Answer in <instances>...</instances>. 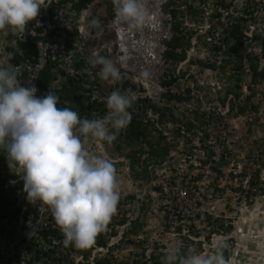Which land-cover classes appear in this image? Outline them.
Instances as JSON below:
<instances>
[{"label": "clouds", "instance_id": "clouds-1", "mask_svg": "<svg viewBox=\"0 0 264 264\" xmlns=\"http://www.w3.org/2000/svg\"><path fill=\"white\" fill-rule=\"evenodd\" d=\"M73 1L77 0H0V42L2 44L0 47V151L5 156V163L0 161V169L8 172L15 170L17 175H20L26 199L29 204L36 207L34 209L36 212L37 203L51 212L56 225L63 234V236L62 234L59 236L62 237V240L64 239L65 247L74 246L86 250L87 260L83 254L71 253L75 262L77 260L84 264H97V260L105 258L108 260L107 264H110L114 250L123 251L135 248L138 253L143 252L145 257L143 261L148 264H152L151 254L159 256L158 258L163 260V264H229V260L225 256L229 244L225 238L214 240L210 252L191 250L186 253L187 246L170 243L168 249H165L166 245L160 244L158 248H162V250L158 252L152 250L148 253L146 249L149 245H144L150 231V229H144L148 215L160 216V220L168 222V218H163L161 208L163 206L167 210L169 204L166 201L172 195L178 196V190L172 188L175 185V180L178 178L182 180L183 174L192 177L202 173V177L207 178L204 171L210 169L215 172L211 168L212 166L205 163L202 171L197 175L186 171L169 170L172 171L167 174L169 178L158 183L161 190L155 189L157 184H153L143 196L135 194V191L139 190L138 183L135 181L126 184L125 190L123 188L120 192V182L113 161L103 155L91 152L85 146V141H99L112 145L119 133L125 130L131 122V113L128 111L132 107L131 97L122 94L119 90L112 91L106 98V115L101 118H81L78 112L69 107H58L60 97L52 90L37 97L36 86L31 83L29 86H23L22 79L19 78L20 70L16 67H9L10 63H13L10 61L13 51L8 47L14 46L16 40L8 38V34L13 37L20 36L25 33L26 29L30 33L33 21L39 25L36 18L40 9L50 6L49 8H56V24L63 31L60 34L59 32H50L55 36L60 51H63L60 58L52 61L59 63L58 69L55 68V71L62 69L65 74L73 75L72 59L85 60L88 58V63L92 68L99 67V71L95 75L99 79L113 83L112 88L119 87L123 91H139L142 89L143 83L136 82L130 77L140 62L135 49L129 46L134 34H130L123 24H126L130 29L137 30L146 26L151 33L155 32V39L150 40L153 41L150 52L154 53L150 59H153V62L156 59V63L164 64L162 53L165 47L161 40L168 36L164 20L169 18L168 9H170V7L164 9V4L166 2L174 4L176 0H164L159 4V9L150 10L149 13L143 0H113L115 16L111 20V29L115 32L116 39L112 44L111 51L113 52L115 49L114 45L118 47V51H116L118 59L124 60L123 63L127 66V70L121 71L109 59L108 52H111L109 48L103 50L102 54L99 51L87 54L86 49L81 47L85 44L86 26L84 24L86 21L91 18L89 23L94 27V31L101 27L100 21L92 19V16L96 15V7H99L102 1L95 0L87 7L78 10L72 7ZM217 13L218 5L215 18L220 24L226 25L225 27H228L237 18L230 15L226 21H222L221 18H218ZM109 19L111 16L107 18V20ZM116 21L123 24L118 25ZM30 22L31 25L27 27ZM74 33L77 36L74 37L75 39L71 36L74 42L69 46L67 39H70L69 35ZM68 54L70 55L67 58L69 70H65L62 68V64H66L64 57ZM129 61H132V67H130ZM141 75L146 78L148 72L144 71ZM65 78L66 75L58 77L55 82H64ZM123 78L128 82L127 88H123L121 85ZM28 79L32 81L36 77ZM143 91L141 90V92ZM171 91L173 90L171 89ZM173 92L178 93L177 91ZM145 97L144 95L143 98ZM135 100L132 108L134 110L142 108L140 105L138 108L135 107L137 104ZM134 113L136 114L135 111ZM154 116L156 117L154 119H157V115ZM142 117L151 119L147 116ZM157 127L156 129L161 130L164 135L163 127ZM203 128L207 129V132L209 127L203 125ZM175 130L182 132V129L178 130L177 127ZM170 153L171 150L169 151L171 157ZM154 166L157 165H152V167ZM217 176L215 173L214 178ZM138 178L146 179L141 176ZM201 178L196 181L203 182ZM214 178H211V181ZM118 202H121L120 207L124 208L126 220L121 224L111 225V230L114 227L115 233L106 235V245H96L97 236L107 230L112 217L116 212L119 213L117 211ZM142 202L147 205L144 216L139 215V206L142 205ZM138 215L140 219L142 218L141 227L135 225ZM168 225L169 223H166V227L162 228L163 234L170 231ZM156 230L154 229V232ZM176 231L179 232L180 229ZM24 233L25 228H18L14 233H10L7 240L0 234V258L3 257V254L11 253V248L17 245L18 240L26 238ZM54 234L57 237L56 231ZM150 242L148 241V243ZM59 248L63 255L64 249ZM164 252L165 256L162 255Z\"/></svg>", "mask_w": 264, "mask_h": 264}, {"label": "rangeland", "instance_id": "rangeland-1", "mask_svg": "<svg viewBox=\"0 0 264 264\" xmlns=\"http://www.w3.org/2000/svg\"><path fill=\"white\" fill-rule=\"evenodd\" d=\"M101 1L99 7H96L95 15V19L100 21L101 27L94 31V27L89 23L91 18L84 24L86 26L85 44L81 47L86 49L87 54L96 51L102 54V51L108 48L111 51L112 44L116 39L115 32L111 29V20L115 16L113 0ZM163 1L143 0L148 13L150 10L159 9V4ZM190 1L199 10H202V15L197 20H188L182 16V26L190 31V48L187 50L186 60L173 66V69H166L164 64L156 63V59L153 62V59H150L151 55H154L153 52H150L153 41L150 40L155 39V32L151 33L146 26L139 30L130 29L126 24L116 21L118 25L123 24L130 34H134L129 46L135 49L140 62L130 77L136 82H142L141 90L144 91H123L119 87L112 88L113 83L97 78L100 85L98 89L94 90L92 97L106 100L112 91L119 90L122 94L131 97L132 107L133 101L137 97L143 98L144 95L145 98L156 102L161 92L164 91L159 80L172 76L177 79L171 88L173 91L184 94L187 87L191 88V100L189 103L180 104L175 113L183 123L191 120L194 127L188 129L183 126L182 132H178L175 130L177 125L171 123H166L163 126L157 125V128L161 126L165 130V138L161 144L170 147L171 157L161 165L151 166L150 175L144 180L135 175V172L130 168L129 160L123 155L126 151L136 148L135 144L125 145L120 142L122 153L119 154L113 152L114 143L107 145L99 141L86 140L85 146L91 152L103 155L113 161L120 182V192L123 188L125 190L126 184H131L132 181L137 182L138 184H136L139 186V190L135 191L137 196H143L153 184L161 183L165 178H169L168 172L186 171L197 175L202 171L205 163L220 169L221 174L215 178L219 191L216 192L214 199L208 200V209L223 220L221 222L223 227H219V233H212L207 237L209 227L205 223L197 222L187 233L185 231L177 232L175 236L173 232L176 229L170 228L169 232L163 234L162 228L157 225L161 222L160 218L154 214L148 215L147 224L144 227V229H150L148 240L144 242V245H149L146 252L149 253L152 250L158 252L160 244L166 245L165 249H168L170 243L187 246L186 253L191 250L210 252L214 240L225 238L229 244V248L226 250L229 264H243V262L244 264H264V191L262 190L253 198L251 196L247 198L245 195L248 188L247 180L255 170L264 179L262 163L264 161V81L252 83L248 62L244 60L240 64V68H237L235 56H233L234 59L228 57L225 45L221 46L220 51L215 50V44H221L220 32L226 26L220 24L215 18L219 0ZM224 1L234 5L243 2L246 7L250 8L255 20L246 22L245 35L251 36L254 33L264 35V0ZM179 3L183 4V0H176L172 6L178 7ZM110 16L111 19L107 20ZM243 42L245 48L242 54L251 51L254 54H260L258 42L249 40V38ZM114 47L113 52H108L109 59L120 71L127 70L126 64L123 63L124 60H119L116 54L118 47L116 45ZM189 59L190 61H188ZM200 62L212 63L214 67L208 68L201 65ZM129 63L132 67V61ZM263 66L264 58H261L259 68ZM144 71L148 72L146 78L141 75ZM237 76L241 78L240 81L236 80ZM89 78H93V74ZM229 88L237 90L240 94L239 98L234 101L233 110L229 109L230 94L225 100V105L223 106L221 103ZM137 105H139L138 102ZM196 108L197 114L194 113ZM204 110L207 112L214 110L221 117L217 118L218 123L208 132L211 134L209 136H206L201 129L203 128L201 112ZM135 112L151 119L156 118L154 115L142 112L141 107ZM224 148L228 151L223 152L224 159H222L220 151ZM244 170L246 172L244 177L232 176L233 173L239 174ZM201 180H203L202 184L208 183L211 181V177H202ZM240 186L244 188V191L238 189ZM154 229L157 230L154 232ZM192 230L197 231L198 235H189L188 233ZM192 240L195 243L189 245V241ZM148 241L151 242L148 243Z\"/></svg>", "mask_w": 264, "mask_h": 264}, {"label": "trees", "instance_id": "trees-1", "mask_svg": "<svg viewBox=\"0 0 264 264\" xmlns=\"http://www.w3.org/2000/svg\"><path fill=\"white\" fill-rule=\"evenodd\" d=\"M93 1L95 0L73 1L72 7L77 10L82 9L87 7ZM171 3L172 2H166L164 4V9L165 7H170V9H168L169 18H166L164 20L168 36L164 38V40H161L165 47L162 56L164 57V66L166 67V69H173V66H177V64L186 60L187 50L190 48V31H187L184 26H182V16L188 20H197L198 17L202 15V10H199V8L196 7L190 0H184L183 4H180L178 7H173ZM217 3L218 7L224 9L230 6V3L224 0H219ZM48 14L49 18L56 23V8L51 7L48 11ZM217 16L218 18H221L220 12L217 13ZM94 18L95 16H92V19ZM30 25L31 22L27 27H29ZM246 29V21L243 16L234 19L228 27L223 28L222 32L220 33V36H222V39L220 38L221 44H215V50L218 52L221 50V46L225 45L228 57L234 59L233 56H235L237 68H240V64L244 60H246L248 62V69L252 74L251 81L252 83H257L260 81H264V66L262 68H259V61L261 60V58H264V35L261 36L258 33H254L251 36H247L245 35ZM58 32L59 34L63 33V31L60 29ZM69 36L70 39H67V41L68 45L71 46L72 42H74L73 39H75L74 37H76L77 34L74 33L72 35L70 34ZM71 36L73 37V39ZM7 37L16 40V44L14 46L8 47L9 50L13 51V55L10 58L11 62L23 63L25 61L27 62L36 60L38 53L36 42L38 36L31 35L26 29L25 33L20 34V36L17 35L13 37L8 34ZM247 38L259 43L260 54H254V52L252 51L246 54H242L245 48L243 40H246ZM188 61H190V59ZM228 61L230 62L229 59ZM200 64L208 68L214 67L212 63L200 62ZM58 65L59 63L50 61L41 70L36 83V88L38 89L37 97H40L47 91L52 90L56 95L60 97L58 107H69L72 110L78 112L81 118H101L106 115V100H103V98L98 99L96 97H92L94 90L98 89L100 85L97 80L98 77L95 75V73L99 71V67L92 68L88 63V58H86L85 60L75 58L72 59L71 66L74 73L73 75H67L62 69L55 71V68L58 69ZM91 74H93V78H89L91 77ZM64 75H66L64 82H55L58 77H63ZM176 80L172 76H169L167 79L164 78L160 80V85L163 86L164 91L161 92V94L159 95V99L156 102L151 101L147 98L136 99L135 103L138 102L140 106L142 105V110L145 114L151 113V115H157V119H146L141 115L135 114V110L133 108H129L128 111L131 113V122L125 130H122L119 133L117 139L113 142L115 145L113 148V152L116 154L122 153L121 146L119 144L120 142L125 145L135 144L137 146L136 148L126 151L123 155L129 160V165L132 170L136 173L137 176H141V178H147L149 176L148 169L150 166L161 164L165 160H167V158H170V148L166 144H161V141L165 138V136L163 135V132L161 130L156 129V126L158 124L163 125L166 123H171L177 125L178 130L182 129L183 126L187 127L188 129L194 127V124L191 120L187 123H183L175 113V110L180 106V104L189 103V101L191 100L190 87H187L185 89L184 94H182L181 92L175 93L171 91V86H173ZM236 80L240 81L241 78L237 76ZM121 85L123 88L128 87V82L125 78L122 79ZM229 94L231 95V98L229 99V109L233 110L235 107L234 101L239 98L240 94L237 90H233L231 88L227 89L224 97L221 100L223 106L225 105V100L227 99V96ZM139 105L135 104V107L138 108ZM197 111L198 110L196 108V110H194V113L197 114ZM190 112H192V109H190ZM201 118L202 126L208 125V127L212 129V127L218 123L217 118L221 117L218 116L214 110H209L208 112L204 110L203 112H201ZM201 129H203L202 131H204L206 136H209L208 131L206 132L207 129ZM155 135L156 137H154ZM227 151L228 150L226 148L220 151L222 153L220 154L222 156V159H224L223 152ZM0 161H2V163H5V156L1 151ZM262 163L264 168V161ZM211 168L217 175L221 174L220 169L213 166ZM238 175L244 177L246 175L245 170L239 174H232V176ZM202 176V173L199 174V176L192 177L183 174L182 183L185 184L186 182L198 180ZM247 183L248 188L245 193L247 198L249 196L253 198L258 193H261L262 190L264 191V179H262L257 170H255V172L250 175ZM197 187V185L193 186L194 189ZM155 189L160 191V185L157 184L155 186ZM238 189L244 191V188H242V186H240ZM217 191L219 190L216 186V181L214 178V181H210V183L206 185V192L205 194H203L204 200L208 201L214 199ZM192 193L194 194V191H192ZM207 193L209 196L207 195ZM120 205L121 202H118L117 211H119V213L121 214L116 212V214L112 217L110 223L108 224L107 230L97 236L95 242L96 245H106V235L115 233L114 227H112L111 230V225L121 224L126 220L125 211L123 210L124 208L122 209ZM35 208L36 207H33V205L29 204L26 199V193L23 191V180L21 179L20 175H17L15 170L8 172L7 170L0 169V234L3 235L5 240L9 239L10 233H14L16 229H26L25 223L29 219H32L35 215H37V212L34 210ZM139 209V215L141 214L142 216H144L145 211L147 210V205L142 202V205L139 206ZM161 210L163 211V218H168L170 210H166V207L164 209L163 206ZM139 215L138 219L135 221V225L141 227L142 218L140 219ZM158 217L160 218V216ZM197 219L198 221H202L209 227L210 230L207 237H209V235L212 233H219V227H223V224L221 223L223 221L222 218L211 211L205 212L203 219H200L199 214H197ZM166 223L164 220H161V222L157 223V225H159L161 228H165ZM168 227H170V224L168 225ZM192 227L193 225H190L189 229H191ZM228 227L230 228V226ZM175 229L179 230L181 229V226H175ZM55 231L58 232L56 229L53 230V232L47 230H39V235L41 237L43 236L44 238L47 234L50 235ZM188 234L198 235V232L192 230ZM57 237L60 236L57 235ZM63 240L60 242V244H58V246L51 248L50 251H45L42 248L37 249L36 256L45 257V261H43L42 264H47L48 261L51 264H75L74 258L71 257L72 252L83 254L85 260H87V252L85 249H78L74 246L65 247L63 244ZM194 243L195 242L193 240L189 241V245ZM59 247L64 249L63 255ZM55 252H57L56 256L53 255ZM152 255L153 254H151L152 264H163V260H160L158 258L159 256L156 257ZM162 255L165 256V252ZM57 256L61 257L57 258ZM225 256L227 257V251H225ZM144 258L145 257L142 251L137 253V258L134 259L133 264H144ZM107 261L108 260L104 258L102 260H97L96 263L107 264ZM76 264H84V262L79 261Z\"/></svg>", "mask_w": 264, "mask_h": 264}, {"label": "built area", "instance_id": "built-area-1", "mask_svg": "<svg viewBox=\"0 0 264 264\" xmlns=\"http://www.w3.org/2000/svg\"><path fill=\"white\" fill-rule=\"evenodd\" d=\"M49 7L46 9H40L36 18V20L39 21V25L36 24V21H33V24L30 27V33L32 35L37 34L39 36L37 42L38 53L36 60L25 61L23 63H10L9 65V67H16L20 70L21 76L19 78L22 79L23 86H29V83L36 86L40 70L48 62L57 60L63 54V51H60L56 44L55 36L50 34V32H58L59 29L58 24L49 18ZM218 12L221 14L222 21H226L230 15L237 18L243 16L246 22L255 20L250 8L246 7L243 2H239L237 5L231 4L226 9L218 7ZM69 57V54L64 57L66 64H62V68L65 70H69V60L67 59ZM30 77H36V79L29 81L28 78ZM204 174L207 178H214L215 176V172L210 169H206ZM174 184L175 185H173L172 188L178 190V196L176 197L175 195L174 197V195H172L166 201L167 204H171L167 207V209L170 210L168 223L170 224L171 229L174 230L175 226H181L179 232L185 231V233H187L190 225H193L194 227L197 222H199V224L203 223L202 221H198L197 214H199L200 219H203L205 212L211 211L208 209L209 202L205 201L203 198V194L206 192L207 183L201 184L195 180L186 182L182 185V180L178 178L175 180ZM194 185L198 186L195 188L196 190L193 188ZM192 191H194V194ZM37 204V215L25 223L26 229L24 236H26V238L24 240H18L17 245L14 248H11V253L3 254V257L0 258V264H42L43 261H45V257H37V249L42 248L45 251H50L51 248L58 246L57 244H60L62 241V237H56L54 233L50 235L47 234L44 238L39 235V230L53 231L56 229L58 231V235L62 233L56 225L51 212L46 207H41L39 203ZM176 233L177 231L173 232L175 236ZM159 250H162V248ZM137 253L138 250L135 248H128L123 251L114 250L111 255L112 260L110 261V264H133L134 259L137 258ZM53 255L56 256L57 252ZM60 257L57 256V258ZM76 263L77 260L75 264ZM47 264L51 263L48 261ZM144 264L148 263L144 262Z\"/></svg>", "mask_w": 264, "mask_h": 264}, {"label": "bare ground", "instance_id": "bare-ground-1", "mask_svg": "<svg viewBox=\"0 0 264 264\" xmlns=\"http://www.w3.org/2000/svg\"><path fill=\"white\" fill-rule=\"evenodd\" d=\"M244 256V255H243ZM243 264H244V262H243Z\"/></svg>", "mask_w": 264, "mask_h": 264}]
</instances>
